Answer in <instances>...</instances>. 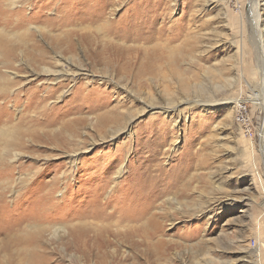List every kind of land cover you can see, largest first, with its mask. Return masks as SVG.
I'll use <instances>...</instances> for the list:
<instances>
[{
  "label": "rangeland",
  "instance_id": "374dc122",
  "mask_svg": "<svg viewBox=\"0 0 264 264\" xmlns=\"http://www.w3.org/2000/svg\"><path fill=\"white\" fill-rule=\"evenodd\" d=\"M248 4L0 0V264H264Z\"/></svg>",
  "mask_w": 264,
  "mask_h": 264
},
{
  "label": "bare ground",
  "instance_id": "6f19581e",
  "mask_svg": "<svg viewBox=\"0 0 264 264\" xmlns=\"http://www.w3.org/2000/svg\"><path fill=\"white\" fill-rule=\"evenodd\" d=\"M248 6L251 8V9H253V11L256 13V16H257V19H256V22H257V24H258V28H259V30H258V33H259V35H260V37H261V39H262V47H261V49L262 50H264L263 48H264V35H263V28L261 27L262 26V23H261V14H260V10H261V5H260V0H249V4H248ZM57 64H58V66L59 67H61V66H64V64L65 63H63V62H61V60H59L58 62H57ZM264 64V63H263ZM58 67V68H59ZM66 70V69H65ZM261 70V69H260ZM264 70V69H263ZM43 72L46 74V75H56V76H58V77H60L61 75H63L64 73V70L62 69V68H59V69H56V70H53V69H51V68H47V67H45V68H43ZM261 72V71H260ZM262 73V72H261ZM67 74V73H66ZM261 87V86H260ZM262 89H263V92H264V74L262 75ZM262 92V91H261ZM264 96H258V95H253L252 97H251V99L253 100V101H255L257 104H256V106L257 105H262L263 106V109H264ZM239 100H234V101H229V104H235V102H238ZM259 101H261V102H259ZM182 103V102H181ZM183 104V103H182ZM178 108V107H177ZM173 110H174V108H173ZM264 131V130H263ZM263 139H264V136H263ZM264 141V140H263ZM263 146H264V144H263ZM20 155H16V157L15 158H18ZM48 227V226H47ZM39 229V228H38ZM42 230H44V232L46 231V229H45V226L43 227V228H40V233L42 232L43 233V231ZM55 232L58 234V233H61V231H60V228L59 227H56L55 228ZM40 233H38V235H40ZM93 239V238H92ZM35 250L37 251H40L39 249H41V247L39 246V244H40V242H39V240H38V238L37 239H35ZM260 245H264V243L262 244V242L260 243ZM32 246V245H31ZM94 246V245H93ZM256 251L258 252L259 251V248H256Z\"/></svg>",
  "mask_w": 264,
  "mask_h": 264
},
{
  "label": "built area",
  "instance_id": "2783aa9c",
  "mask_svg": "<svg viewBox=\"0 0 264 264\" xmlns=\"http://www.w3.org/2000/svg\"><path fill=\"white\" fill-rule=\"evenodd\" d=\"M238 112L240 115L245 114L246 109L244 107H242L241 105H238ZM238 112H237V114H238Z\"/></svg>",
  "mask_w": 264,
  "mask_h": 264
}]
</instances>
